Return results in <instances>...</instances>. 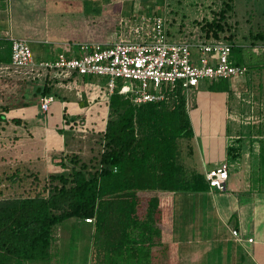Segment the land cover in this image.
<instances>
[{"label": "trees", "instance_id": "trees-1", "mask_svg": "<svg viewBox=\"0 0 264 264\" xmlns=\"http://www.w3.org/2000/svg\"><path fill=\"white\" fill-rule=\"evenodd\" d=\"M121 1L133 3V0ZM145 1V7L131 12L160 15L164 0ZM220 2L216 7V0H209L204 4L206 13L200 19H191L198 31L192 38V33L183 31L181 24L175 26L172 17L167 19L160 15L165 37L168 41L230 43L228 59L235 65H245L244 80L249 84L259 82L258 96L264 97V86H260L264 83V63L261 59L251 65L246 63L254 55L259 57L264 52V31L260 28L251 31L248 26L245 37L239 28L237 34L242 35L239 40L250 47H245L248 51L245 58L243 47L235 45V35L230 31L236 29L238 21L232 19L234 0ZM249 15L250 12H246L243 21ZM61 35L57 34L58 38ZM253 47H257V51H253ZM9 54L10 44L5 35L0 39V63L8 64ZM226 80L228 78L209 80L205 90L229 92ZM195 86L165 88L164 98L137 105L114 90L107 97L103 129L85 133L91 136L89 141L92 143L88 145V157L83 158L75 151L60 152L55 162L49 161L48 170L45 168L40 172L36 168L18 175L17 168L8 167L0 178V264L48 262L51 228L68 218L90 225L95 243L90 264H137L139 257L146 260L141 264H148L150 249L146 242L153 236L159 238L158 227L156 231L151 228L162 216L164 220L169 218L175 194L211 188L202 172L184 162L183 152L190 155L192 148L181 151L178 143L180 138L192 137L187 111L196 104L187 97V91ZM48 91L49 88L41 87L39 94ZM84 102L82 97L80 104L84 105ZM4 108L0 105V110ZM0 119L4 118L0 115ZM12 121L19 122L17 119ZM77 123L64 119L62 128L75 130ZM57 131L61 133V128ZM241 139L238 135L232 139L233 144L226 147L229 160L238 158ZM260 148L259 170L262 174L258 177L255 173L254 178L264 190V146ZM214 166L208 165V169ZM85 218L91 220L86 222ZM231 220V226L236 227L233 215L228 222ZM166 236L164 233L162 245L167 244Z\"/></svg>", "mask_w": 264, "mask_h": 264}, {"label": "crops", "instance_id": "crops-1", "mask_svg": "<svg viewBox=\"0 0 264 264\" xmlns=\"http://www.w3.org/2000/svg\"><path fill=\"white\" fill-rule=\"evenodd\" d=\"M29 1L31 0H28V2ZM37 1L38 3L36 5H39L42 10V13H39L38 11L37 13L41 15L45 14V16H52L54 18L63 15L60 9H62V6H65L63 2H67L66 0ZM0 9H2V0H0ZM38 28L40 31L38 32L37 29H33L32 32L35 33L34 36H30L31 38L27 40L34 59H52L58 52H62L67 56L78 54L77 49L73 48L74 46L72 47L73 43L77 42L76 39L68 35H65L62 39L58 38L57 31L53 30V33H51L52 31L49 32V28H45L44 24L42 26L41 24L38 25ZM9 31V23L0 18V39L3 36L5 37L6 32L9 33ZM11 35L14 36L13 34ZM41 36L43 37L42 39ZM30 44H32V46ZM73 76L74 75L71 73H66L63 76H60L55 73L52 74L41 71L39 75L34 77L24 68H13L9 66V64L0 63V105L5 107V110H0V115H3V118L12 124H14L12 120L17 119L19 122L15 124L23 125L28 118L30 119L38 113H45L46 111L43 112L38 107V100L42 95L39 94V91L36 92L35 90L38 86L39 90L41 87L49 88L47 93L52 94L53 96V100L50 104L54 101V107L60 110L62 116L61 123L64 119L66 122L71 120L81 123L82 108L85 105H81L80 101H82V97L85 99L84 104L87 103V101H90L88 85L89 83H97L96 80L84 81L85 79L83 76H79L80 80L70 83V78ZM243 77L244 75L231 78H237V80L233 81L230 85L228 84L229 92H210L206 90L205 93L207 97H204L208 105L209 103L214 104L220 111H223L222 115L224 116L221 117L223 121H230L227 129L222 131V136L225 141H227L228 138L234 139L240 135L243 139L242 141L245 142V153H242V150L244 151V149L243 146L239 144L240 142H243H238L239 156L234 160H229L228 157H226V147L230 144H227L226 142L222 144H213L214 146L206 148V150H209V156L213 158L211 161L204 160L202 157L201 159L199 158V161L201 162V171L198 169L196 170L203 174L208 170V165L211 167L214 164L217 165L219 161L227 160L229 163V165L227 164V169L228 166L229 169L227 171L226 182L229 173L230 177L234 178V180H229L231 182H227L228 184L231 183L228 186L229 192H227L226 195L223 193L218 195V191L212 188L217 192L212 196V194L208 195L210 194L208 190L211 189L209 188L207 191L176 193L172 209L169 213V218L164 220V216H162L159 223L155 220L153 227L151 228L156 231V226L158 227L159 238L153 236L149 242H146L150 249L148 264H233L236 260V251L234 250H240L242 253L244 250H247L250 253L251 261L247 262V260L244 259V264H264V190L259 188L258 185L260 182L258 180L256 181L254 178L255 173L258 177L261 175L259 170L260 157L258 153L261 150L260 146H264V97L258 96L259 88H257V85L259 82L249 84ZM263 84L264 83L260 84V86H264ZM76 88L80 89V98L76 96ZM211 94L216 96L218 100H214V97H212ZM210 99L212 100L210 101ZM203 115L200 119L201 123L197 125L198 128L196 127L195 130L197 133L200 132L205 136L212 135L211 132H208L211 128L209 123V126L206 129L203 128V126L205 127L207 125V121L210 120L208 115H204V117ZM234 117L236 120L233 119ZM221 118L220 116H217V122L214 126H218V122ZM260 126L262 127L259 128ZM71 131L74 132L76 130L73 129ZM43 132L45 150L49 148L47 146L49 141L51 142V149L57 148V150H59L61 148L60 144L62 135L60 136L56 134L54 129H49L44 122L41 127L42 135ZM231 132H234V134ZM29 133L30 132L27 131L21 136L29 137ZM13 137L16 138L15 135H13ZM89 140L90 139H88V141ZM28 147L29 146L22 143L20 139L19 156L21 154V157L23 158L22 153H29L31 150H29ZM69 148L70 151H75L72 143ZM213 149L219 151L218 158H214ZM203 151L204 150L201 149V146L197 144L196 153L203 155L205 154ZM246 152L248 153L247 155ZM56 157L49 159L46 164H49V161L54 162L52 160H57ZM0 160L2 161V159ZM33 160L35 159H33L32 156L27 159L29 162ZM19 161H21V159H19ZM243 165L245 167H250L249 170H243V177L241 175L240 178L233 176L234 174H239V170L236 168L243 167ZM31 171L33 170H29V172ZM26 173H28V171H26ZM252 175L253 179L251 178ZM227 183H225L226 187ZM224 190L227 191L225 188L222 191ZM141 204L143 205L144 203ZM208 206L213 207L218 216V222L220 223L222 220L229 232V237L224 239V244H222V242L219 243V249L222 248L224 256L228 258V240H232L230 229H237L241 237L240 242L232 240L236 245L230 247L228 251L231 253L230 260L227 261L226 258H224L226 263H224L223 258L221 257V251H215L214 255L218 258L210 261L209 254L213 247L198 246L200 243V236L197 229L201 231L204 229L202 224H200L203 222L201 213H204L205 207ZM204 215L205 213L203 214V217ZM230 215L234 216V224H236V227L231 226L233 223L232 220L228 222ZM198 218L200 226L195 228L191 225V221L193 222V219ZM215 228L216 226L213 227V232ZM210 231H212L211 227ZM164 233H166V238H168L165 239V241H167L166 245H162ZM215 236L216 235H214V237ZM247 238H251V241H247ZM214 240L217 241L218 239L215 238ZM141 244H143V242ZM168 244L174 245L175 250H169ZM143 245L146 244L144 243ZM139 248L142 249L144 246H139ZM144 261L146 260L139 257V264Z\"/></svg>", "mask_w": 264, "mask_h": 264}, {"label": "rangeland", "instance_id": "rangeland-1", "mask_svg": "<svg viewBox=\"0 0 264 264\" xmlns=\"http://www.w3.org/2000/svg\"><path fill=\"white\" fill-rule=\"evenodd\" d=\"M66 1L68 2V4L67 2L64 1L63 4L65 6H62L61 9L63 11V15L54 18L52 16H45V14L41 15L37 13V11L39 13H42V10L40 9L41 7H39V5H36L38 3L37 0H31L29 2L28 0H2V9H0V18L3 19L5 22L9 23L10 34H13L15 37H20L24 39L26 38V40H29L31 38L30 36H34L35 33L32 32L33 29H37L39 32L40 29L38 28V25L41 24L42 26L44 24L45 28H49V32L52 31L51 33H53V30H56L58 34H62L60 36L61 39L64 38L65 35H68L79 42H83V41L102 42L107 40H113L115 38V33H116L115 23L119 16H128L130 14H133V12H131L132 9L134 11L136 10L137 12L138 10H140L141 7H145L144 4L146 3L145 0H133V3H130L129 1H121V0L118 1L110 0L109 2H106V0H66ZM208 1L209 0H164L161 11H159V14L163 15L167 19L172 17L175 20V26L181 24L183 31L192 33L191 36L192 38L193 35L198 34V31L195 25L191 24V19L193 18L200 19L201 16L204 13H206V7L204 4H207ZM220 1L222 0H216V7H219L221 3ZM150 6L151 5H149L148 7ZM151 7L154 6L152 5ZM245 8L246 10H244ZM153 9H155V7ZM246 12L247 13L250 12V15L247 16L245 21H243ZM233 13L234 14L232 19L234 20L236 19L238 21L236 24V29L235 30L231 29L230 31L235 35V45L243 47L242 54L244 55L245 58H247L248 51L246 48H250V47L245 42H241L239 38L242 35L247 37L248 26L251 31L259 28L264 31V0H249V1L234 0ZM239 28L242 31L241 36L237 34ZM42 38L43 37L41 36V39ZM30 45L32 46V44ZM260 59L264 63V52H262V54L259 57L257 55H254L253 58L246 61V63H249L251 65L257 63V60ZM37 70H38L37 75H39L40 72L43 71L42 69H37ZM251 71L254 72V68L252 66H251ZM37 75H35L34 77H36ZM73 75L74 76L70 78L69 81L70 83L76 82V80H80L78 75L76 74ZM83 78L85 79L84 81L96 80L98 87H103L104 81L106 79L105 77H99V76H93V77L83 76ZM230 79L231 78L226 80L227 84L229 85L233 81L237 80V78L231 80ZM120 81L124 83H129V81H122V80ZM262 82H264V80H262ZM209 83H210L209 80H200L195 87H192L187 91V97L193 99L194 103L196 104L195 107L193 106L187 111L191 129L194 134L192 133V137L188 139L180 138L178 141L181 151L186 150L187 148L190 147L192 148V153L190 155H187L185 151L183 152L184 162L188 166H190V168L198 169L200 171H201V167H200L201 162L199 161V158L201 159L202 157L204 160H210V161L213 159L212 157L209 156L208 154L209 150H206V148H210L214 146L213 144H217V143L222 144L226 142L227 144L228 143L233 144L232 139L228 138L227 141H225L224 137L222 136V131L227 129V126L230 121L229 120H227V122H225V120L223 121V119L221 118L224 116L222 115L223 111H220L219 108L214 104L209 103L208 105V103H206L204 99V97H207L205 93L206 92L205 89ZM164 90L165 87L161 86L160 91L164 92ZM102 97L104 98V96ZM212 97H214V100H218L216 96L212 95ZM211 100L212 99H210V101ZM54 104L55 103L53 101L52 104H49L48 109L46 110L45 113H38L32 116L30 119L28 118L23 125H19L15 123L12 124L11 122L5 119H0V159H2V161L3 160L5 161V162L3 161L2 163V161L0 160V178H2L1 176L5 171H8L7 170L8 167L12 169L17 168L16 175H18L19 172H26V171L29 172V170H35L36 168L40 170V172L45 168L48 170L49 166L48 164H46V162L49 159L58 156L60 154V151L64 153L69 152L70 151L69 146L71 145V143L74 145V150L78 151V153H80L83 158L89 156L90 151L88 145H91L92 143L91 141H88V139L91 136L88 135V133L85 134L86 132H81L83 134H81L78 131H74L71 133L69 129L66 128L63 129L61 123L62 116L60 114V110L54 107ZM100 111H104V109ZM203 113L204 115H208V117L210 118V120L207 121V125L205 127L203 126V128L206 129L210 125L211 128L208 130V132L209 133L211 132L212 135L205 136L200 132L197 133V131L195 130L197 125L201 123L200 119ZM96 116L97 115H94V117L96 118V123L102 121L101 115H98V117ZM217 116H220L221 119L218 122V126H214V124H216L217 122ZM1 117L4 116L1 115ZM233 119L236 120L235 117ZM43 122L48 126L49 129L51 130L54 129L56 134L60 136L62 135L61 144H60L61 148L59 150H57V148L51 149L50 141L47 143V146L49 148L45 150L44 132L43 135L41 133V127L43 126ZM78 127H79V122L76 130H78ZM96 127L98 128L99 126L95 125L94 128ZM58 128H61V133L57 131ZM27 131L30 132L29 137L21 136ZM13 135H15L16 138H14ZM20 139L21 142L27 144L29 146L28 149L31 150L27 154L22 153L23 158L21 157V154L19 156ZM242 140L243 139H241L240 141ZM242 142L243 143L240 142L239 144L243 146L244 151L242 150V153H245L246 151L244 148L245 142L244 141ZM197 144L201 146V149L204 150L203 153L205 152V154L200 155L196 153ZM212 151L214 153V158H218L219 151H217V149H213ZM247 154L248 153L246 152V155ZM30 156H32V158L35 160L31 162L27 161V159ZM19 159H21V161H19ZM52 161L55 162L56 159ZM225 162H227V160ZM227 164L229 165L228 162ZM236 169L239 170V174H234L233 176L240 178L241 176L243 177L242 175L243 170H249L250 167H245L243 165V167H238ZM229 180H234L233 177H230V173L227 182H231ZM0 182L2 183L1 180ZM227 182L225 181V183ZM230 184L231 183L229 184L227 183V187L225 186V189H227V191L226 190L220 192L218 191L219 193L218 195H221L222 193L226 195V193L229 192L228 186ZM208 192L210 193L208 195L212 194V196L213 194L217 193L213 189H209ZM183 193H187V192L183 191ZM204 213L205 215L203 217ZM204 213H201V218L203 219V222L200 223L202 224L204 229L202 231L197 229L198 234L200 236L199 238L200 243L198 244V246L200 245V247H204V246L213 247L209 254L210 261L218 258L216 255H214L215 251L218 250L221 251L222 252L221 257L223 258L224 263H226L224 258H226L227 261L230 260L231 253L228 252L230 247L236 245L235 242L233 243L234 241L233 237L230 235L233 241L231 239L228 240V249H227L228 258H227L226 256L223 255L224 251L222 250V248L219 249L220 248L219 243L222 242V244H224V239L229 237V232L225 227V223L222 220L220 221V223L218 222L217 219L218 216L215 213V210L213 209L212 206L205 207ZM198 220L199 218L193 219V222L191 221V225L195 228L197 226H200ZM214 226H216V228L213 232ZM210 227L212 231H210ZM207 231L208 233L206 234ZM214 235L216 236L214 237ZM92 236H93V232L91 231L89 224L82 221H76L73 218H68L54 224V226L51 228L49 261L42 262L41 264H90L91 254L95 252V248H94L95 243ZM215 238H217L219 242L218 240L215 241L214 240ZM168 249L175 250V246L168 244ZM234 251H236V260L234 261L233 264H244L245 262L244 259H246L247 262L251 261L250 253L247 250H244L243 253L240 250H234Z\"/></svg>", "mask_w": 264, "mask_h": 264}, {"label": "built area", "instance_id": "built-area-1", "mask_svg": "<svg viewBox=\"0 0 264 264\" xmlns=\"http://www.w3.org/2000/svg\"><path fill=\"white\" fill-rule=\"evenodd\" d=\"M113 40L75 42L77 55L67 56L58 52L52 59H34L27 40L6 32L10 44L9 66L24 68L33 76L37 69L63 76L105 77L103 87L89 83L90 101L82 108L79 132H87L98 125L103 129L107 117V97L114 90L133 104H141L164 98L161 86L171 90L175 85L186 89L199 80H215L241 77L245 65H235L228 59L230 43L210 40L168 41L163 29V19L152 13L119 16L115 23ZM257 47H253V51ZM122 81H129L124 83ZM96 85V86H95ZM80 98V89H75ZM104 96V98L102 97ZM52 94H42L38 107L45 112L52 102ZM104 109V111H100ZM94 115H101L96 123ZM83 134V133H82ZM227 162L221 161L208 169L204 176L209 187L223 190L227 178ZM90 218L84 221L89 222ZM235 241H241L236 229H230ZM251 241V238H247Z\"/></svg>", "mask_w": 264, "mask_h": 264}, {"label": "water", "instance_id": "water-1", "mask_svg": "<svg viewBox=\"0 0 264 264\" xmlns=\"http://www.w3.org/2000/svg\"><path fill=\"white\" fill-rule=\"evenodd\" d=\"M35 90H36V92H38L39 91V87L37 86Z\"/></svg>", "mask_w": 264, "mask_h": 264}]
</instances>
